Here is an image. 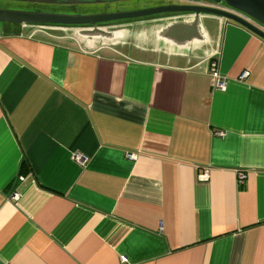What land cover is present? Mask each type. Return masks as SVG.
<instances>
[{"label": "crops", "instance_id": "crops-1", "mask_svg": "<svg viewBox=\"0 0 264 264\" xmlns=\"http://www.w3.org/2000/svg\"><path fill=\"white\" fill-rule=\"evenodd\" d=\"M93 28L0 23V264H264V40Z\"/></svg>", "mask_w": 264, "mask_h": 264}, {"label": "water", "instance_id": "water-1", "mask_svg": "<svg viewBox=\"0 0 264 264\" xmlns=\"http://www.w3.org/2000/svg\"><path fill=\"white\" fill-rule=\"evenodd\" d=\"M39 2H53L54 0H28ZM216 3L223 2L224 4L235 8L243 13L249 15L256 22L261 24L263 29L247 22L235 15L224 12L219 9L197 6L192 4H162L145 9L116 11L112 13L103 12L100 14L88 15H67V14H54L48 12H32L20 10H5L0 9V23H8L12 25H90L94 27L93 30L99 31L97 28L99 23L107 21H115L119 19H131L136 17H143L148 15L160 13H181L192 15L195 22L203 15H214L232 21L239 26L249 30L255 35L264 40V0H211Z\"/></svg>", "mask_w": 264, "mask_h": 264}, {"label": "flooded vegetation", "instance_id": "flooded-vegetation-1", "mask_svg": "<svg viewBox=\"0 0 264 264\" xmlns=\"http://www.w3.org/2000/svg\"><path fill=\"white\" fill-rule=\"evenodd\" d=\"M137 1L143 0H54L53 2H39V1H28V0H0V9L5 10H20V11H32V12H48L54 14H67V15H88V14H100L103 12H116V11H127L145 9L135 7ZM183 4L182 1H179ZM150 8V7H147ZM171 14L181 13H160L154 15H148L143 17H136L131 19H142V18H154L156 16H168ZM119 19L108 22H122L131 20ZM99 23V24H104ZM3 25H10L8 23H1ZM97 24V25H99ZM17 25V24H16ZM60 25V24H57Z\"/></svg>", "mask_w": 264, "mask_h": 264}, {"label": "built area", "instance_id": "built-area-1", "mask_svg": "<svg viewBox=\"0 0 264 264\" xmlns=\"http://www.w3.org/2000/svg\"><path fill=\"white\" fill-rule=\"evenodd\" d=\"M177 1H182L183 3H186V4H192V5H197V6H205V7L219 9V10H222L224 12L235 15V16H237V17H239V18H241L247 22H250L253 25L263 29L261 24H259L254 19H252L249 15H247V14L243 13L242 11H239L235 8L230 7L226 4H224L223 2L216 3V2H213L211 0H177ZM208 71L211 73V75L214 79L213 84H214L215 89L223 90L226 82H225V80L220 78L219 73L217 72L216 63L214 60L209 61V70ZM246 74H247L246 72H243L241 77L246 76ZM128 156L132 157L131 154H128ZM74 159L77 163H79L81 165L84 164V162L86 161V158L82 154H75ZM243 177H244L243 174H239L240 183L242 182ZM17 197H18L17 192H11L9 194V198L12 200L16 199Z\"/></svg>", "mask_w": 264, "mask_h": 264}, {"label": "rangeland", "instance_id": "rangeland-1", "mask_svg": "<svg viewBox=\"0 0 264 264\" xmlns=\"http://www.w3.org/2000/svg\"><path fill=\"white\" fill-rule=\"evenodd\" d=\"M162 4H180V3L177 0H143V1H137L135 3V7L147 8V7L159 6Z\"/></svg>", "mask_w": 264, "mask_h": 264}, {"label": "trees", "instance_id": "trees-1", "mask_svg": "<svg viewBox=\"0 0 264 264\" xmlns=\"http://www.w3.org/2000/svg\"><path fill=\"white\" fill-rule=\"evenodd\" d=\"M25 161H23V164H24Z\"/></svg>", "mask_w": 264, "mask_h": 264}]
</instances>
